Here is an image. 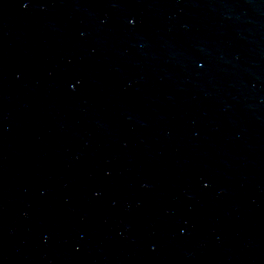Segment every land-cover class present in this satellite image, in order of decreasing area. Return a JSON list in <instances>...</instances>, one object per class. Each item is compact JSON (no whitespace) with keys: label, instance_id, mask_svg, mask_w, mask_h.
<instances>
[{"label":"water","instance_id":"water-1","mask_svg":"<svg viewBox=\"0 0 264 264\" xmlns=\"http://www.w3.org/2000/svg\"><path fill=\"white\" fill-rule=\"evenodd\" d=\"M0 264H264V0H0Z\"/></svg>","mask_w":264,"mask_h":264}]
</instances>
